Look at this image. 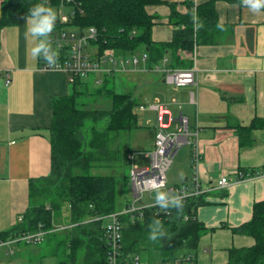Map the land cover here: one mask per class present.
<instances>
[{"label": "crops", "instance_id": "crops-1", "mask_svg": "<svg viewBox=\"0 0 264 264\" xmlns=\"http://www.w3.org/2000/svg\"><path fill=\"white\" fill-rule=\"evenodd\" d=\"M210 1L194 0L196 6ZM186 6V0H162L148 7L150 15L156 17L152 30L155 43L173 40L177 26L172 8L186 14ZM216 11L219 27L203 34L200 40L196 28L193 50L181 54L180 62L196 69L195 85L185 88L165 83L163 68L186 67L178 66L171 54L157 63L151 62L149 56L147 63L135 70L115 68L111 73L115 80L124 76L131 82L119 83L124 88L122 94L131 95L139 104V127L122 133L127 138L123 151H129V170L131 165H149L147 154L154 149L159 131V111L143 110L142 105L150 103L161 108L166 121L171 119L167 131L177 130L184 117L188 119L189 132L198 134L202 152L200 181L210 191L202 196L207 204L197 210L198 221L206 229L193 254L196 264H227L231 249L253 246V238L234 230L251 221L255 204L264 201V177L238 180L242 170L252 173L264 169V128L251 132L252 143L246 147L240 145L237 132V126L249 127L255 119H264V9L253 12L243 1L239 5L217 1ZM29 18L7 26L0 35V233L10 231L16 219L28 210L31 180L50 175L53 101L74 94V86L64 71L43 69L41 57L32 55L39 39L28 31ZM204 37L212 42H206ZM142 54L149 55L146 51ZM101 75H94L93 85L102 90L108 84L104 80L111 76L102 75L103 79ZM86 79H82L81 87L91 90ZM113 85L118 87V83ZM194 141L195 136L190 139L191 145H186L188 149L182 147L177 152L166 186L176 188L191 183ZM121 143V134H116L110 146L117 151ZM176 158L179 174L169 175ZM223 178L231 185L219 189Z\"/></svg>", "mask_w": 264, "mask_h": 264}, {"label": "trees", "instance_id": "trees-1", "mask_svg": "<svg viewBox=\"0 0 264 264\" xmlns=\"http://www.w3.org/2000/svg\"><path fill=\"white\" fill-rule=\"evenodd\" d=\"M217 1L239 5L243 0H212L199 6L195 5L194 0H186V14L178 13L172 8L173 23L177 29L173 40L166 44L153 41L152 30L156 17L148 12L150 5L162 3V0H75L72 5L75 15L70 25L81 29H95V46L100 54L111 49L120 55L129 56L144 47L151 62L157 63L171 54L178 66L189 68L190 66L180 62L181 54L193 50L196 28L197 38L200 40L203 34L212 33L219 27ZM37 4H44L53 10L59 6L60 1L3 0L0 35L7 26L16 25L19 19L29 17L31 9ZM194 15L196 20H193ZM204 39L212 42L205 37ZM75 81L73 95L53 101V121L49 137L51 173L47 177L31 180L30 206L19 216L23 221L15 223L16 219L10 231L0 233V240L15 239L26 233L42 230V227L51 230L55 224L53 213L66 211L70 221L77 224L67 234L71 258L67 263L105 264L108 247L104 243L103 221L84 223L88 218L93 220L122 210L118 206L117 197L118 190L124 189L122 185L125 182L121 175L109 172L124 159L126 163L127 158L126 155L123 158L119 149L112 150L110 144L116 134L132 132L139 127L136 114L139 104L129 94L116 93L112 88L102 89L99 93L111 98V110H88L78 100L84 94L85 88L81 87L84 81ZM263 128L264 119H255L249 127L237 126V132L241 136L240 145L249 146L252 143L251 132ZM241 172L244 178L252 175L248 170ZM128 176L130 178V170ZM206 204L202 196L189 197L183 199L181 209H164L158 205L148 207L142 214L136 215L134 220L131 215L123 217V251L139 255L137 246L150 244L151 230H161L154 224L159 221L165 235L150 244L151 249L160 255L161 261L158 264H173L182 256H190L192 264H196L193 254L206 229L198 221L197 210ZM252 214L251 221L234 232L253 238L255 243L251 247L231 249L227 264H264V201L255 204ZM184 251L186 253L181 254Z\"/></svg>", "mask_w": 264, "mask_h": 264}, {"label": "built area", "instance_id": "built-area-1", "mask_svg": "<svg viewBox=\"0 0 264 264\" xmlns=\"http://www.w3.org/2000/svg\"><path fill=\"white\" fill-rule=\"evenodd\" d=\"M60 4L53 10L57 14L55 27L48 35L47 41L51 50L55 52L57 61L54 65H49L44 59L42 60V68L46 70H61L67 74L68 82L72 85L75 84L77 79H85L91 75L102 74L105 76L110 75L115 68L122 70L137 69L142 61L146 64L149 60L148 54H132L124 56L118 54L116 51L108 49L100 54L95 41L97 39V32L93 28H77L70 25L75 15L72 11V5L75 0H59ZM68 10V11H66ZM166 62V59L163 60ZM164 80L167 85L176 87H188L196 83V69L194 66L187 69H169L163 68ZM7 85L11 83L10 76L8 75ZM142 105L141 109H154L158 110V122L160 130L156 134L155 147L147 154L149 165L141 168L132 166L130 168V178L134 190L133 202L126 208L111 213L109 215L96 217L86 221L84 224L93 221H107L104 224V243L107 245L105 264H149L143 261L140 255H131L123 251V222L122 218L128 215L132 216V220L136 215L148 207L158 206L143 205L140 200L146 193H152L157 190H166L171 195H180L182 199L188 197H195L208 194L210 189L203 188L200 183V164L202 160V152L198 140V134L190 133L187 118H181L180 127L175 131H167L171 124V119L167 121L160 113L161 108L157 106ZM195 136V141L192 143V180L189 185L181 188H167V173L171 169L175 154L180 148L191 145L190 139ZM255 176L263 177L264 170L257 172ZM156 180V186L148 183L151 179ZM231 185L227 179H222L219 184V189L228 188ZM66 212V211H65ZM23 221L22 217L17 218V222ZM77 225V224H76ZM70 226V229L74 228ZM65 227L53 225L51 230L44 229L35 232H29L24 236L17 237L8 241L0 240V248L7 247V254L10 256L15 255V251L11 247L20 242H25L29 245H39L43 242L45 235L65 230ZM7 264H17L16 262H9ZM65 264H80V263H65ZM173 264H192L191 257H180Z\"/></svg>", "mask_w": 264, "mask_h": 264}, {"label": "rangeland", "instance_id": "rangeland-1", "mask_svg": "<svg viewBox=\"0 0 264 264\" xmlns=\"http://www.w3.org/2000/svg\"><path fill=\"white\" fill-rule=\"evenodd\" d=\"M3 11V7H2ZM68 11V10H66ZM57 17V14H56ZM142 53L143 51H146L144 47L141 49ZM142 53L140 52V59H142ZM142 61L140 65H142ZM111 74L109 75V77ZM99 77V76H98ZM87 78V79H86ZM85 81L89 83L88 88L91 90H88L85 88L83 90L84 94L80 95L79 97V104L81 103L82 105L85 106L86 109L88 110H98V111H108L110 108H112V101L109 95L99 93L101 90L100 87H94L93 83L95 81L96 76L91 75L86 77ZM101 78L104 79V77ZM102 79V80H103ZM117 80L113 79L112 76L109 78L104 83H108L106 85V90L116 88L114 87L113 83H118V87L116 88V93L122 94L124 91L123 87L119 83H131L128 82L126 79H124V76L116 78ZM175 127V126H174ZM122 143L120 144V150L121 155L123 158L125 157L124 155L129 152L128 150L123 151V148H126V143H127V138L126 134H122ZM188 146L183 147L184 149H188ZM178 159L176 158L175 166L173 168V171L169 174L171 175L172 173L174 175L179 174L180 170V164L177 161ZM121 163V164H120ZM118 163V165L112 169L111 174H116V175H121L120 177L123 179L125 182L123 190L119 191L118 190V197H117V203L120 208V206L123 208H126L127 206L131 205L133 202V194H132V183L131 179L128 176L129 172V166L125 163L124 161ZM124 172V175H123ZM123 175V176H122ZM121 185V183H120ZM155 195L156 192L153 193H146L145 196H143L140 200V203L143 205L147 204H156L155 203ZM152 196V199L150 198ZM55 216V225L60 226V227H65V230H60L58 232L52 233L45 235V238L43 242L39 245H29L25 242H20L19 244H15L11 247L13 251H15L14 256H9L7 254L8 248L7 247H2L0 248V263L1 264H7L11 261L16 262L17 264H61L63 262H70V249H69V243L67 242V237L69 234V231H71L70 226H74L72 221H70L69 214H66L64 211H55L53 213ZM91 220V219H87ZM104 224H107V221L104 222ZM153 242V240L150 239V244ZM150 244L147 243L143 246L138 245L137 246V253L141 256L143 261L148 262L149 264H158L160 260V255L158 252H155L151 249ZM186 251L181 252V254H185Z\"/></svg>", "mask_w": 264, "mask_h": 264}, {"label": "clouds", "instance_id": "clouds-1", "mask_svg": "<svg viewBox=\"0 0 264 264\" xmlns=\"http://www.w3.org/2000/svg\"><path fill=\"white\" fill-rule=\"evenodd\" d=\"M244 5L248 7L250 11L259 12L264 9V0H243ZM56 13L44 4H37L31 9L30 13V27L28 31L31 33L34 39H39V42L32 48V55L34 57H43V59L51 66L57 61L55 52L51 50V47L47 41L48 35L53 31L56 22ZM197 18L193 16V20ZM202 25H197L200 27ZM148 183L156 186V180L153 178ZM155 203L161 208L168 209L175 207L181 209L183 207V199L180 195H171L166 191H160L158 188L155 195ZM161 230H151L149 239L155 241L165 235L162 225L159 221L154 222Z\"/></svg>", "mask_w": 264, "mask_h": 264}, {"label": "bare ground", "instance_id": "bare-ground-1", "mask_svg": "<svg viewBox=\"0 0 264 264\" xmlns=\"http://www.w3.org/2000/svg\"><path fill=\"white\" fill-rule=\"evenodd\" d=\"M182 118H184V117H182ZM181 119V118H180ZM188 120V119H187ZM158 125H159V122H158ZM159 130H160V126H159ZM159 132V131H158ZM177 154H175V156H176ZM174 156V157H175ZM174 160V159H173ZM261 170H264V169H261ZM261 170H259V171H261ZM258 170L257 171H254V172H252L251 174V176L250 175H248V178H261V177H258V176H255L256 174H257V172H259ZM264 177V176H263ZM246 178V177H245ZM244 177H243V173L241 172L240 174H239V176H238V180H243V179H245ZM131 179V178H130ZM223 179H227V178H223ZM228 180V179H227ZM230 181V180H229ZM131 183H132V181H131ZM200 183H201V181H200ZM189 185V184H188ZM202 185V184H201ZM184 186H186V185H184ZM184 186H181V187H184ZM167 188H171V187H169V186H166ZM181 187H176V188H181ZM133 187H132V194L134 195V193H133ZM160 191H166V190H160ZM154 192H156V191H154ZM153 193V192H152ZM200 196H203V195H200ZM200 196H195V197H200ZM189 198V197H188ZM202 252V251H201Z\"/></svg>", "mask_w": 264, "mask_h": 264}, {"label": "water", "instance_id": "water-1", "mask_svg": "<svg viewBox=\"0 0 264 264\" xmlns=\"http://www.w3.org/2000/svg\"><path fill=\"white\" fill-rule=\"evenodd\" d=\"M133 193H134V191H133Z\"/></svg>", "mask_w": 264, "mask_h": 264}]
</instances>
